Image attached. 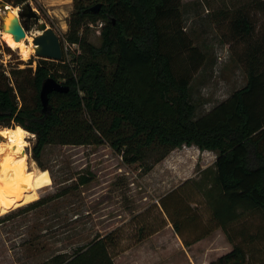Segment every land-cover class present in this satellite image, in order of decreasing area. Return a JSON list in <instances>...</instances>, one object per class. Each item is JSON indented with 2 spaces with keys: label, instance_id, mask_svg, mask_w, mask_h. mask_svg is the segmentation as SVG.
Listing matches in <instances>:
<instances>
[{
  "label": "trees",
  "instance_id": "16d2710c",
  "mask_svg": "<svg viewBox=\"0 0 264 264\" xmlns=\"http://www.w3.org/2000/svg\"><path fill=\"white\" fill-rule=\"evenodd\" d=\"M97 5L99 11H92ZM182 5V0H74L62 45L77 46L79 53L68 61L64 52L60 63L39 59L35 71L13 69V79L0 69V126L35 136L32 156L39 166L46 147L56 144L108 145L127 165L144 164L152 155L161 162L185 146L217 153L212 166L164 195L160 207L186 248L217 230L225 234L232 251L209 264H257L255 245L264 237L237 228L249 215L264 217V33L252 43L258 24L251 14L258 11L264 19V0L245 5L231 22L235 36L250 45L247 85L200 118L190 87L205 55L184 30ZM100 24L96 45L89 40L90 28ZM48 78L68 91L50 94L44 111L40 93ZM95 180L92 172L81 175L73 187L24 209L45 206ZM199 206L210 214L205 224ZM138 233L143 242L145 227ZM118 241L113 231L72 257L58 255L53 261L115 264L110 250ZM261 252L264 257V246Z\"/></svg>",
  "mask_w": 264,
  "mask_h": 264
},
{
  "label": "rangeland",
  "instance_id": "374dc122",
  "mask_svg": "<svg viewBox=\"0 0 264 264\" xmlns=\"http://www.w3.org/2000/svg\"><path fill=\"white\" fill-rule=\"evenodd\" d=\"M252 1L256 0H182L184 30L205 55L204 64L195 73L190 87L198 118L247 85L250 45L235 36L231 22L235 12L244 11V6ZM27 5L39 16L40 23H46L61 42L65 41L74 0H28L18 6L9 4L17 12L16 17L28 13ZM251 14L258 24L252 39L254 44L264 33V19L258 11H251ZM4 18L1 10L0 24ZM22 24L27 38L33 39V45L34 37L40 34L38 24L27 16L22 18ZM90 29L89 40L99 45L100 25ZM62 46L68 61L73 53H79L77 46L68 43ZM38 60L35 53L24 60L21 52L11 49L0 34V69L5 70L9 78L13 79V69L32 68L35 71ZM10 83L15 89L14 81ZM15 92L20 100L16 89ZM3 129L13 128L0 126V130ZM3 140L0 138V142ZM35 140L32 134L26 139L29 170L35 174L30 192H0V264H54L56 256L72 257L79 247L113 231L119 238L117 246L110 250L115 264H209L232 251L233 245L223 232L210 236L195 248L184 249L183 241L176 240L171 230L161 236L163 248L160 250L138 248L142 244L138 233L140 227H145L143 236L148 240L154 236H148V233L162 226L161 232L170 225L159 200L186 180L197 178L203 158L206 168L212 166L211 154L193 156L191 149L180 148L159 160L161 162L157 161L159 155H152L144 164L127 165L108 145L56 144L46 147L39 166L32 156ZM90 172L96 175L93 183L45 206L24 209L42 198L55 197L73 187L79 176ZM199 213L205 224L210 218L208 210L199 206ZM165 220L168 224L163 227ZM237 229H246L249 234L260 233L264 237V217L249 215ZM237 242H241L240 237ZM262 246L264 239L255 245L257 264H264ZM135 248L138 250L131 253Z\"/></svg>",
  "mask_w": 264,
  "mask_h": 264
},
{
  "label": "bare ground",
  "instance_id": "6f19581e",
  "mask_svg": "<svg viewBox=\"0 0 264 264\" xmlns=\"http://www.w3.org/2000/svg\"><path fill=\"white\" fill-rule=\"evenodd\" d=\"M9 9L12 10L10 16L16 17L17 12L10 6ZM8 18L5 21L9 27L11 21L9 22ZM0 34L11 49L21 52L24 60L35 53L34 44L32 45L33 39L28 37L25 40L16 42L11 33L0 32ZM28 135L30 133L21 127L0 130V138L4 139L0 142V192L20 190L29 193L33 186L35 174L29 170L28 156L22 154L26 152Z\"/></svg>",
  "mask_w": 264,
  "mask_h": 264
},
{
  "label": "water",
  "instance_id": "95a60500",
  "mask_svg": "<svg viewBox=\"0 0 264 264\" xmlns=\"http://www.w3.org/2000/svg\"><path fill=\"white\" fill-rule=\"evenodd\" d=\"M100 7V5L95 6L92 8V11L98 12ZM0 9L5 14V18L0 24L1 33H11L16 42L25 40L27 38V32L26 28L22 24V18H24L25 16H27L28 18H34L36 23L38 24V29L40 31V34L34 37L33 41L35 47V55L39 59L50 60L54 62H59L64 58V50L60 37L46 23H40L39 16L33 11L30 5H27L28 13L23 12L18 14L17 17L13 16L9 27L7 25V22L5 21V19L12 13V10L9 9V4L4 1H0ZM67 91L68 89L64 87V85L58 83L53 78L46 79L42 85L40 93L44 111H47L50 108V94H52L53 92L64 93ZM22 154L26 155V152Z\"/></svg>",
  "mask_w": 264,
  "mask_h": 264
},
{
  "label": "crops",
  "instance_id": "0c3cea01",
  "mask_svg": "<svg viewBox=\"0 0 264 264\" xmlns=\"http://www.w3.org/2000/svg\"><path fill=\"white\" fill-rule=\"evenodd\" d=\"M183 148H187V149H191L192 150V154H193V156H203L205 153H207V154H211V156H213V160H214V163H215V161H216V159H217V153H215V152H211V151H201V150H199V148L198 147H196V146H192V147H183ZM204 159V161H202V169L201 170H205L206 169V167L207 166H205V164H206V160H205V158H203ZM185 161H190L191 162V160H189V159H186L185 158ZM168 230H171V232H172V234L173 235H175L176 236V240H179L180 242H181V239L179 238V236L174 232V230H173V227H172V225L170 224L167 228H165V230H163V231H159V232H157L156 234H154V236H152L151 237V239H148V240H145L144 242H142V244L140 245V246H138V248H143L144 250H147L148 248H152V250L154 249V252L155 251H158V250H160L161 249V247H162V245H161V243L163 242V239H161L162 237V235L164 234V232L165 231H168ZM222 233V231L221 230H217L216 232H214L211 236H214V234H216V233H219V234H221ZM210 237V236H209ZM209 237H207L206 239H208ZM206 239H204V240H202L201 242H199V243H197V244H195V245H193V246H191V248H195L196 246H198V244H201L203 241H205ZM184 246V245H183ZM138 248H135L134 250H132L131 251V253H133V252H135V250L137 249L138 250ZM163 248V247H162ZM186 247L184 246V249H185ZM190 248V247H189ZM116 264H117V262H116Z\"/></svg>",
  "mask_w": 264,
  "mask_h": 264
},
{
  "label": "snow or ice",
  "instance_id": "6c2138e0",
  "mask_svg": "<svg viewBox=\"0 0 264 264\" xmlns=\"http://www.w3.org/2000/svg\"><path fill=\"white\" fill-rule=\"evenodd\" d=\"M12 19H13V17H12V16H9V18H8L9 22H10ZM20 131L22 132V130H20Z\"/></svg>",
  "mask_w": 264,
  "mask_h": 264
},
{
  "label": "built area",
  "instance_id": "2783aa9c",
  "mask_svg": "<svg viewBox=\"0 0 264 264\" xmlns=\"http://www.w3.org/2000/svg\"><path fill=\"white\" fill-rule=\"evenodd\" d=\"M100 27H102V25L100 24Z\"/></svg>",
  "mask_w": 264,
  "mask_h": 264
}]
</instances>
